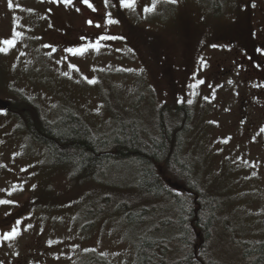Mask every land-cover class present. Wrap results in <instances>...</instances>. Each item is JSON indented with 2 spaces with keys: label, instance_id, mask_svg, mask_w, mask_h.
<instances>
[{
  "label": "rangeland",
  "instance_id": "obj_1",
  "mask_svg": "<svg viewBox=\"0 0 264 264\" xmlns=\"http://www.w3.org/2000/svg\"><path fill=\"white\" fill-rule=\"evenodd\" d=\"M131 2L0 0V99L50 121L74 110L102 136L118 122L154 136L161 107L171 122L190 106L178 160L197 180L174 183L216 203V262L264 264L246 247L264 243V79L235 65L250 51L264 62V0ZM83 32L90 43L67 48ZM53 162L0 110V264H139L140 238L177 237L166 228L176 205L142 195L130 166L94 176Z\"/></svg>",
  "mask_w": 264,
  "mask_h": 264
},
{
  "label": "trees",
  "instance_id": "obj_2",
  "mask_svg": "<svg viewBox=\"0 0 264 264\" xmlns=\"http://www.w3.org/2000/svg\"><path fill=\"white\" fill-rule=\"evenodd\" d=\"M14 100L8 112L17 117L26 136L42 146L55 165L75 166L95 176L123 163L136 171L138 191L142 195L155 197L159 192L176 205V220L170 219V226L166 228L176 231L177 237L167 243L140 238L136 244L139 264H219L209 250L208 239L217 216L216 203L207 193H196L195 189L201 188L194 187L195 184L174 183L182 179L197 180L192 167L178 160L180 137L190 131V106L178 107L173 112L176 118L171 122L167 108L161 107L156 115L154 136L125 122H118L116 129L102 136L92 132L74 110H62L59 118L50 121L31 103L17 105V98ZM141 131L147 133V137ZM174 185L175 190L170 187ZM246 247L262 258L264 243L247 244ZM97 264L105 263L99 260Z\"/></svg>",
  "mask_w": 264,
  "mask_h": 264
},
{
  "label": "flooded vegetation",
  "instance_id": "obj_3",
  "mask_svg": "<svg viewBox=\"0 0 264 264\" xmlns=\"http://www.w3.org/2000/svg\"><path fill=\"white\" fill-rule=\"evenodd\" d=\"M87 34H88V32H83L80 35L77 34L78 36L76 35V37L73 38V40L70 43L74 42V44H75V43H81V42H85V41L89 40L93 34H90L88 37H87ZM69 45H73V43L69 44ZM250 52H252V51H250ZM249 53L244 54L243 56L245 59L244 60H241V59L237 60L235 65L236 66H242V65L247 66L248 65L249 67H251L252 69H254L256 71L257 75H259L261 78L264 79V66L262 65V64H264V62L262 60L258 59V57H257V62H256V57L252 60L250 58V56L248 55ZM258 65L260 67H258Z\"/></svg>",
  "mask_w": 264,
  "mask_h": 264
},
{
  "label": "snow or ice",
  "instance_id": "obj_4",
  "mask_svg": "<svg viewBox=\"0 0 264 264\" xmlns=\"http://www.w3.org/2000/svg\"><path fill=\"white\" fill-rule=\"evenodd\" d=\"M52 2H55V0H52ZM61 2L67 3V2H69V0H61ZM165 2H167V3H175L176 0H165ZM134 3H135V0H132L131 3H125L124 6L125 7H132L134 5ZM10 6H11V0H10ZM154 10H155V3L153 4L152 8L146 9V11H148V12H152ZM108 22L109 23H115V21H112V20H109ZM6 44L8 46H14V42L13 41H8V42H6ZM0 51H3V49H0ZM78 51H81L82 52L84 50L83 49H80ZM91 83H95V81H91ZM262 131H264V129H262ZM225 143H227V141H225ZM0 203H6V202H0ZM17 235H19V233L16 232L15 230H13V233L11 235H6V236L3 237V239H5V240L14 239Z\"/></svg>",
  "mask_w": 264,
  "mask_h": 264
},
{
  "label": "water",
  "instance_id": "obj_5",
  "mask_svg": "<svg viewBox=\"0 0 264 264\" xmlns=\"http://www.w3.org/2000/svg\"><path fill=\"white\" fill-rule=\"evenodd\" d=\"M0 108H1V109H6V108H7V104H5V103H0Z\"/></svg>",
  "mask_w": 264,
  "mask_h": 264
}]
</instances>
